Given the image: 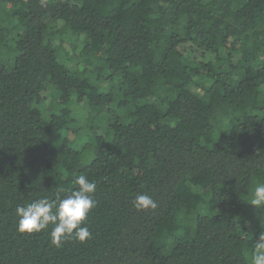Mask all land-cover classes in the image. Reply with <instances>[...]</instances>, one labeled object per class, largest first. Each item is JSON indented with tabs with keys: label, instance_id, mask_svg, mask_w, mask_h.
Wrapping results in <instances>:
<instances>
[{
	"label": "trees",
	"instance_id": "16d2710c",
	"mask_svg": "<svg viewBox=\"0 0 264 264\" xmlns=\"http://www.w3.org/2000/svg\"><path fill=\"white\" fill-rule=\"evenodd\" d=\"M79 175L90 239L18 231ZM261 183L264 0H0V264H251Z\"/></svg>",
	"mask_w": 264,
	"mask_h": 264
},
{
	"label": "clouds",
	"instance_id": "9594fccd",
	"mask_svg": "<svg viewBox=\"0 0 264 264\" xmlns=\"http://www.w3.org/2000/svg\"><path fill=\"white\" fill-rule=\"evenodd\" d=\"M44 0H41L43 4ZM78 188L65 198L50 200L47 197L15 208L18 219L17 229L21 233H39L52 226L50 236L54 246L60 247L62 241L73 238L85 242L92 233L82 226L90 211L95 207L93 194L97 190L95 182L86 176L79 175L75 180ZM63 191V190H61ZM251 205L264 207V183L258 184L251 193ZM134 206L137 210L155 209L157 202L148 195H138ZM251 264H264V235L255 243Z\"/></svg>",
	"mask_w": 264,
	"mask_h": 264
},
{
	"label": "rangeland",
	"instance_id": "374dc122",
	"mask_svg": "<svg viewBox=\"0 0 264 264\" xmlns=\"http://www.w3.org/2000/svg\"><path fill=\"white\" fill-rule=\"evenodd\" d=\"M41 110H42L43 112H45V111H46V109H45V107H44V106H41Z\"/></svg>",
	"mask_w": 264,
	"mask_h": 264
}]
</instances>
